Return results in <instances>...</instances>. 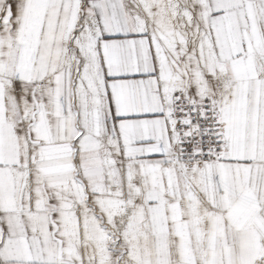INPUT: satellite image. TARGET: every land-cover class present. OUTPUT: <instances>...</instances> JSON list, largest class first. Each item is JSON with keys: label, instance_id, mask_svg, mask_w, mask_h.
<instances>
[{"label": "snow or ice", "instance_id": "1", "mask_svg": "<svg viewBox=\"0 0 264 264\" xmlns=\"http://www.w3.org/2000/svg\"><path fill=\"white\" fill-rule=\"evenodd\" d=\"M0 264H264V0H0Z\"/></svg>", "mask_w": 264, "mask_h": 264}]
</instances>
